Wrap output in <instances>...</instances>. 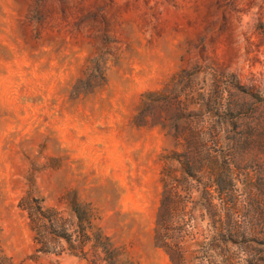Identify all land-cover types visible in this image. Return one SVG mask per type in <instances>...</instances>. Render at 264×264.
I'll return each instance as SVG.
<instances>
[{"label": "rangeland", "instance_id": "obj_1", "mask_svg": "<svg viewBox=\"0 0 264 264\" xmlns=\"http://www.w3.org/2000/svg\"><path fill=\"white\" fill-rule=\"evenodd\" d=\"M167 86L183 110L166 109ZM183 150L200 176L189 230L222 258L264 264V0H0V249L12 264H91L65 240L40 251L22 204L70 223L79 204L120 264H171L155 226L164 156ZM206 190L214 209L195 205Z\"/></svg>", "mask_w": 264, "mask_h": 264}, {"label": "trees", "instance_id": "obj_2", "mask_svg": "<svg viewBox=\"0 0 264 264\" xmlns=\"http://www.w3.org/2000/svg\"><path fill=\"white\" fill-rule=\"evenodd\" d=\"M219 88V87H218ZM173 87L167 86L163 89L164 105L169 111L175 107H185V103L180 99V95H173ZM162 91L153 90L145 93L139 113L135 116V122L138 125L150 124L149 118L153 111H155L156 96ZM149 100V101H148ZM156 123V122H155ZM175 135L180 139L185 134L186 127L175 126ZM202 135L198 133V136ZM213 137H217V133L212 132ZM181 141L179 140V143ZM182 143V142H181ZM197 145V162H199V155L203 152V146L199 141ZM166 162L162 169L161 180L163 183L162 197L159 210L156 218L155 239L157 246L164 249L168 254L171 264H245V259L240 256L220 257L219 254L214 253L213 246L200 238H196V234L189 230L190 216L188 212L189 177L193 179H200L198 172L194 171L191 166V155L188 150L181 152L173 151L169 155H165ZM208 161L214 162V156L207 158ZM173 161H178L181 165L182 175H178V170ZM203 163V161H202ZM200 165H203V164ZM198 171V170H197ZM216 174V173H215ZM214 185L219 184L216 180L212 182ZM215 197L211 196L210 192L206 190L202 199L206 203L196 200L195 205L205 206L209 205V209L216 208L213 203ZM23 208L29 212L33 230L36 232L37 243L41 245L39 248L42 252L55 251L56 246L62 240L68 244V248L87 259L91 264H120L116 249L113 247L108 236L104 235L101 229H97L94 224V218L91 214H87L81 205L75 204L72 207L76 215V221L73 223L64 221L60 216L59 211L51 207L43 205L33 206L31 204H22ZM264 213V210L262 211ZM216 215V213H215ZM198 224V223H197ZM232 230H230L231 232ZM222 234L221 241L226 243L229 241ZM195 239V245L205 246V249L200 254H191L189 249L190 239ZM214 241L219 242V235ZM219 246V245H218ZM10 259L3 255L0 249V264H12ZM57 264V263H51ZM130 264V263H124Z\"/></svg>", "mask_w": 264, "mask_h": 264}]
</instances>
